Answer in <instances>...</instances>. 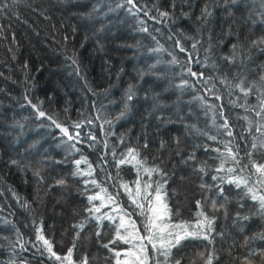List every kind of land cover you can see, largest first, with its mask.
<instances>
[{"label": "trees", "instance_id": "obj_1", "mask_svg": "<svg viewBox=\"0 0 264 264\" xmlns=\"http://www.w3.org/2000/svg\"><path fill=\"white\" fill-rule=\"evenodd\" d=\"M262 40L264 0H0V264H264Z\"/></svg>", "mask_w": 264, "mask_h": 264}, {"label": "snow or ice", "instance_id": "obj_2", "mask_svg": "<svg viewBox=\"0 0 264 264\" xmlns=\"http://www.w3.org/2000/svg\"><path fill=\"white\" fill-rule=\"evenodd\" d=\"M129 2H131V0H129ZM204 11H205V14L206 15H210V13H208V11H207V8ZM162 15H166V13H162ZM260 43H264V40L260 41ZM193 47H195V45H193ZM233 47H235V46H233ZM181 50L183 51V49H181ZM225 59L228 60L227 57H225ZM229 62H232V61H229ZM192 74L195 75V73H192ZM260 79H261V81H264V75H262L260 77ZM236 87L239 88L240 91L242 93H244L245 96H247L251 92V90H252L251 88H245L244 85H243V82H241L240 84H237ZM131 98H132L131 96L128 97V99H131ZM39 115L41 117H43L45 115V113L40 112ZM56 126L58 128L60 127V125H56ZM225 126H227V125L225 124ZM61 131L64 132L65 135L68 134V130L67 129H63L62 128ZM69 138H71V137H69ZM261 146L264 147V144H262ZM252 147L255 148L256 145L253 144ZM129 155L130 156L132 155L131 152L129 153ZM232 158L235 160V156H233ZM132 159L134 160L135 159V156H132ZM13 163H15V162H13ZM76 163H77V165H79L80 161H77ZM121 163H124V161L122 160ZM220 170H222V169H218V171H220ZM228 171L231 172V171H233V169H228ZM257 172L258 173H261L262 175H264V165L257 166ZM213 179H216V177H213ZM59 183L63 184L64 181H59ZM229 183H236V186L237 187H240L241 184L247 186V181L246 180H243V179L238 180V181H229ZM156 191H157L156 199L159 200L160 199L159 194H158L159 193V189H157ZM248 191L251 192L252 189L249 187L248 188ZM90 199H96V197H90ZM252 199L253 200H256L257 199V196L256 195H253L252 196ZM259 200L261 202V207L264 208V196H260L259 197ZM198 204H199V202H198ZM213 207H215V204L214 203H213ZM97 211H99V209H97ZM120 227L121 228L124 227L123 223H121ZM177 227H179V226H177ZM168 235L169 236H173V233L169 232ZM117 236H118L119 239L124 240L125 243H129L130 242V239L128 237H125V236L120 235L119 230L117 231ZM189 237H191V238H200L198 233L185 231L183 235H180L178 233L175 234L174 239L168 241V244H169V246L174 247L175 245L179 244V242L182 239L189 238ZM133 238H135V237H133ZM41 239H42V237H41ZM139 239L143 240V239H145V237H139ZM147 239L149 240V242L152 241V237L151 236L147 237ZM203 239H208V236L207 235H204L203 236ZM44 243L45 244H48V241L45 240ZM105 247H107V245H105ZM153 247L155 248V244L153 245ZM49 251H51V247L50 246H49ZM142 251H143V249H142ZM166 252H167V250H165V252L163 254L166 255ZM53 255H55V254L53 253ZM70 255H71V250H69V257H70ZM120 255H121V253H119V252L116 253V256L117 257H119ZM56 258L57 259H60L59 257H56ZM117 264H121V262L118 260L117 261ZM141 264H143L142 261H141ZM177 264H179V261H177ZM209 264H211L210 261H209Z\"/></svg>", "mask_w": 264, "mask_h": 264}, {"label": "rangeland", "instance_id": "obj_3", "mask_svg": "<svg viewBox=\"0 0 264 264\" xmlns=\"http://www.w3.org/2000/svg\"><path fill=\"white\" fill-rule=\"evenodd\" d=\"M151 219H152V225H151L152 229L158 231V229L162 227L161 218L158 215V211L152 210Z\"/></svg>", "mask_w": 264, "mask_h": 264}]
</instances>
